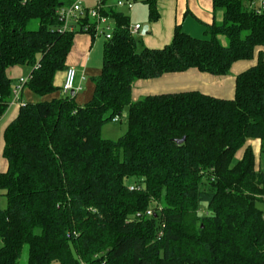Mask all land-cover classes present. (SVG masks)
<instances>
[{"label":"trees","instance_id":"trees-1","mask_svg":"<svg viewBox=\"0 0 264 264\" xmlns=\"http://www.w3.org/2000/svg\"><path fill=\"white\" fill-rule=\"evenodd\" d=\"M117 1L103 0L112 38L80 106L75 95L47 97L75 37L101 36L94 20L77 15L65 29L73 0H0V118L19 82L12 68L31 70L25 87L41 99L21 105L3 133L0 264H264L263 52L237 76L232 100L185 92L132 101L139 80L190 69L226 76L254 59L264 49L259 0H212L206 38L177 26L161 49L139 48ZM145 2L156 22L157 0ZM124 115L125 135L104 139L102 128Z\"/></svg>","mask_w":264,"mask_h":264},{"label":"crops","instance_id":"crops-1","mask_svg":"<svg viewBox=\"0 0 264 264\" xmlns=\"http://www.w3.org/2000/svg\"><path fill=\"white\" fill-rule=\"evenodd\" d=\"M80 1L85 8H95L98 5L97 0ZM132 1L134 2L132 10L127 8H119V10L129 17L130 26L140 25L142 27L134 35L139 41L140 49L143 47L161 49L169 45L173 40L177 26H180L185 33L195 38L204 39L206 38L207 26L214 21L212 0H157L160 17L156 22L150 21L149 8L145 0H140L142 4L138 3L137 0ZM111 4L113 5L114 2ZM216 18L217 21H221L222 13H217ZM145 26H148L149 29L143 35L142 32ZM106 41H100L98 37L93 39L87 34H79L75 37L72 50L67 59V67H75L77 70L76 85L80 86L81 90L75 93V101L80 106L87 104L93 97L95 88L93 80L99 76L101 56H103ZM260 52H263L264 55V49L259 48L254 59L234 63L230 73L226 76H213L202 73L197 69H190L186 72L165 74L157 79L139 80L133 85L132 101L137 102L148 96L185 92H199L214 98L232 100L235 97L237 76L257 64ZM30 72V69L15 67L10 69L8 74L14 80V86L24 75L27 73L30 75ZM65 77L66 70L56 76L55 85L58 91L47 97L48 100L71 95L63 92ZM40 100L25 87L21 95L22 103H35ZM20 104H11L6 113L0 118V169L3 172L7 170V161L3 157V133L5 128L18 116ZM125 115H127V112H125ZM260 145L259 140H250L246 144V146L253 147L256 155L260 153ZM243 153L244 149H241L236 158L241 159Z\"/></svg>","mask_w":264,"mask_h":264},{"label":"built area","instance_id":"built-area-1","mask_svg":"<svg viewBox=\"0 0 264 264\" xmlns=\"http://www.w3.org/2000/svg\"><path fill=\"white\" fill-rule=\"evenodd\" d=\"M134 6V3L131 0H118L117 1V7L118 8H127L128 10H132ZM259 11H264V0H259L257 4ZM105 8L103 4V0H98V7L94 9H90L88 11L84 10L81 6L80 0L75 2L70 8L62 12V16L66 20V26L65 29L68 27V22H70L72 19L76 18L77 15H84L85 13H88V15L94 20V22L97 24L96 27V37L100 36L101 34L104 35L107 39L112 38L111 33H105V30L109 31L111 30V23L112 21L107 17L101 14V9ZM103 27L106 29L104 30ZM142 27L140 25L136 26H130V32L132 35L137 34ZM76 79H77V70L75 67H69L66 71V77L63 85V92L65 94H70L72 92L76 93L81 90L80 86L76 85ZM29 82V76L27 78H20L18 84L13 89V98L11 101V104H20L24 105V103L21 102V95L22 92ZM120 117H115L113 119L114 123L121 122ZM136 187L132 186L131 190H134ZM151 214V212H149Z\"/></svg>","mask_w":264,"mask_h":264},{"label":"rangeland","instance_id":"rangeland-1","mask_svg":"<svg viewBox=\"0 0 264 264\" xmlns=\"http://www.w3.org/2000/svg\"><path fill=\"white\" fill-rule=\"evenodd\" d=\"M138 3L142 4V1L137 0ZM221 13V12H220ZM105 36H103L101 34L99 38L100 41H104L106 40V38H104ZM102 65H103V56H101V68H100V73L102 72ZM26 69L29 70L28 67H25ZM29 76V74L27 73L26 75H24V78H27ZM98 77V76H97ZM71 94V93H70ZM70 96V95H68ZM78 104V103H77ZM80 105V104H78ZM127 130V125H126V116L124 115V117L121 119V122L118 123H114L113 121H110L109 123H107L103 128H102V137L104 139H110V140H118L119 138H121L123 135H125ZM257 206L259 208H261L262 210H264V203H258ZM6 207V200L3 199L2 197H0V208H5ZM28 258V248L26 247L23 251L22 257H21V262L25 263L27 261Z\"/></svg>","mask_w":264,"mask_h":264},{"label":"water","instance_id":"water-1","mask_svg":"<svg viewBox=\"0 0 264 264\" xmlns=\"http://www.w3.org/2000/svg\"><path fill=\"white\" fill-rule=\"evenodd\" d=\"M148 29H149V28H148V26H145V27H144V29H143V32H142V34H143V35H145V34L147 33ZM71 95H72V96H74V95H75V93H74V92H72V93H71ZM184 141H185V139H183V140H180V141H178V142H179V143H183Z\"/></svg>","mask_w":264,"mask_h":264}]
</instances>
